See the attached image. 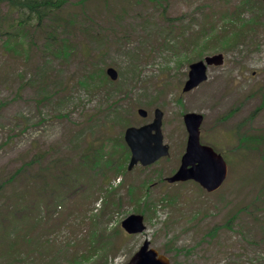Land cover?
<instances>
[{
  "label": "rangeland",
  "instance_id": "1",
  "mask_svg": "<svg viewBox=\"0 0 264 264\" xmlns=\"http://www.w3.org/2000/svg\"><path fill=\"white\" fill-rule=\"evenodd\" d=\"M79 1L69 9L79 21L64 31L74 41L68 59L53 56L42 34L23 35L19 53L0 41V264H128L145 241L171 264H264V4ZM237 11L257 22L240 27L234 47L220 50L206 38L204 48L191 44L206 17L220 29V17ZM217 53L225 64L184 93L190 64ZM109 67L120 75L112 86L78 85L89 71ZM124 69L135 72L126 83ZM157 108L168 157L132 171L129 160L118 170L105 160L95 169L82 162L96 150L109 156L126 147V128L148 124ZM189 112L204 116L202 143L228 163L214 194L192 181L166 182L185 153ZM119 113L120 123L107 120ZM132 214L144 216V233L122 228Z\"/></svg>",
  "mask_w": 264,
  "mask_h": 264
},
{
  "label": "trees",
  "instance_id": "2",
  "mask_svg": "<svg viewBox=\"0 0 264 264\" xmlns=\"http://www.w3.org/2000/svg\"><path fill=\"white\" fill-rule=\"evenodd\" d=\"M85 0L79 2L84 3ZM246 4L247 9H254L256 6L253 4L252 0H249ZM73 5V0H0V41L3 46L9 47L13 52L19 53V41L24 35L25 37L37 36L38 34L45 35V41L49 45V51L53 56H60L61 58L68 59L72 54V49L74 45L73 37L64 31L69 29V26H76L79 19L76 15H71L69 12L70 7ZM1 7H6V10H1ZM223 22L222 28L218 29L216 23L210 17H206L205 24L202 27V36L196 37L191 44L197 46L206 47V44H201L202 40L206 38V43L210 42L213 45L218 46L220 50L228 49L234 47L243 36V32L240 27L243 25L255 24L257 21L253 17L250 21L245 22L241 19L240 11L234 13V15L224 14L220 17ZM69 25V26H68ZM183 34L182 30L181 33ZM92 42H99L100 38L96 35H89ZM32 43V41H30ZM187 43V41H186ZM184 47L185 44H180ZM91 51L87 53L89 57ZM134 73V71H128L124 69L122 71V76L124 82L128 80V74ZM85 78L79 81L78 85L86 90L95 91L100 87L108 88L112 86V83L108 80L105 75L104 69H96L94 71H89L87 75H83ZM95 77L96 82H90V78ZM121 90V88H116ZM108 94H111L108 92ZM264 109V102L259 108ZM128 113V111H124ZM122 113L117 114L113 118L107 120H112L114 122L120 123ZM117 145V139L115 140ZM104 146H101L103 150ZM121 151H124L121 153ZM97 155L84 156L83 162H88L87 168L95 169L96 165H99L101 160H105L108 169H113L117 167L118 170L121 166L126 164V160L129 158V150L119 144L115 149V152H111L108 156L107 152L99 153L96 150ZM117 153L119 161L115 158L114 154ZM126 155V157H124ZM91 161V162H90ZM83 165V164H82ZM27 166V164H26ZM85 166V165H83ZM100 169V166H97ZM50 171V168H48ZM96 172V170H95ZM17 176V175H16ZM16 176L11 177L6 184L16 181ZM4 188V183L0 184V190ZM132 195H135V190H132ZM13 249V244L10 245Z\"/></svg>",
  "mask_w": 264,
  "mask_h": 264
},
{
  "label": "water",
  "instance_id": "3",
  "mask_svg": "<svg viewBox=\"0 0 264 264\" xmlns=\"http://www.w3.org/2000/svg\"><path fill=\"white\" fill-rule=\"evenodd\" d=\"M223 64V54L207 56L204 60L191 64L183 92H189L206 81L209 66H222ZM107 74L113 80L118 78V72L114 68H109ZM138 113L142 117H147V111L144 109H139ZM163 116V112L157 109L152 123L140 128L127 129L125 141L132 153L129 170H132L138 163L149 166L169 155L168 146L163 145L161 130ZM203 120L204 117L197 113H188L184 116L188 132L186 153L182 157L180 168L168 178V182L194 180L212 193L217 191L226 180L228 166L222 155L216 153L211 147L201 144L200 128ZM122 227L129 234L142 233L146 229L144 217L137 214L130 215L123 221ZM149 247L150 243L146 241L129 264H169L167 258L159 256L154 249H149Z\"/></svg>",
  "mask_w": 264,
  "mask_h": 264
}]
</instances>
